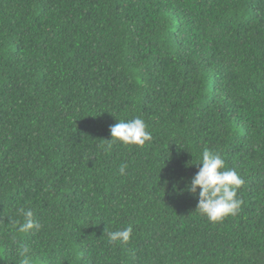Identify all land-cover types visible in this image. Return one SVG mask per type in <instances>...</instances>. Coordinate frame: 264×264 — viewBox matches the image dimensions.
Returning <instances> with one entry per match:
<instances>
[{
  "label": "trees",
  "instance_id": "16d2710c",
  "mask_svg": "<svg viewBox=\"0 0 264 264\" xmlns=\"http://www.w3.org/2000/svg\"><path fill=\"white\" fill-rule=\"evenodd\" d=\"M135 117L151 140L107 149ZM204 149L244 181L218 222L174 190ZM25 245L28 264H264V0H0V264Z\"/></svg>",
  "mask_w": 264,
  "mask_h": 264
},
{
  "label": "clouds",
  "instance_id": "9594fccd",
  "mask_svg": "<svg viewBox=\"0 0 264 264\" xmlns=\"http://www.w3.org/2000/svg\"><path fill=\"white\" fill-rule=\"evenodd\" d=\"M111 140H107V149L114 144L122 146H143L151 140V133L147 130L145 121L135 117L127 121H119L110 128ZM201 165L197 173L191 178L190 183L184 189L174 185L177 194L187 191L198 197L196 210L206 216L210 222H218L229 215H236L240 210L242 200L237 197V190L244 181L239 174L232 169H227L224 159L216 152L204 149L200 156ZM127 165H122L120 173L123 174ZM199 189V191H198ZM20 219L13 220V226L19 233H27L29 230L39 231L41 225L33 217L30 208L17 209ZM132 227L107 232L110 244H127L132 234ZM28 246H22L19 256L23 258V264H28Z\"/></svg>",
  "mask_w": 264,
  "mask_h": 264
}]
</instances>
